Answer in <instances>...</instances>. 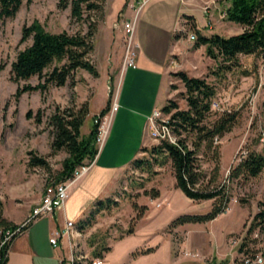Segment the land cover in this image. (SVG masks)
<instances>
[{"label":"rangeland","instance_id":"obj_1","mask_svg":"<svg viewBox=\"0 0 264 264\" xmlns=\"http://www.w3.org/2000/svg\"><path fill=\"white\" fill-rule=\"evenodd\" d=\"M188 1L196 25L203 30V34L218 33L228 37L244 31L242 25L226 19V0ZM57 4L58 0H23L16 16L7 18L0 25V198L4 202L1 214L11 222L31 213L68 157L66 151L52 149L55 136L53 116L88 104L89 115L82 126V135H88L108 100L111 110L118 95L119 85L117 80L114 82L115 75L108 83L105 76L113 64L112 57L117 55L120 58L116 72L122 75L124 71L123 65L119 68L124 55L122 22L126 9L129 13L132 11L127 0H105L103 13L94 17L95 21L90 20L97 24L92 37L95 49L90 59L103 72V77H95L80 68L64 86L50 85L45 92L28 91L17 95L19 85L39 82L37 76L19 83L12 79L13 61L32 42L31 39H22L25 27L39 22L45 30L53 33L66 30L71 34H85L89 30V21L72 18L70 7L60 9ZM187 22L188 18L184 16L181 28L185 27L186 31L179 32L180 38H183L181 54L178 58L174 56L170 63L172 99L178 102L179 108H187V101L182 95L185 86L173 75L185 70L192 76L205 78L216 87L214 99L219 101L221 109H212L211 120L225 110L238 112L233 129L218 141L221 181L231 186L232 201L229 208L212 221L173 227L172 221L180 215L207 213L211 201H193L177 188L170 161L156 164L154 170L158 171L157 174L130 166L117 190L110 195L116 204L96 214L93 224L84 229L78 227V222L89 219L96 202L90 206L87 204L81 216L73 221L74 230L81 234L72 237V242L76 244L75 252L88 260L97 257L96 253L102 252L103 247H110L109 251L102 252L107 264H199L208 261L235 264L236 259L244 258L247 251L260 253L264 258V229L257 228L247 234L258 211V203L264 200V170L248 181L230 183L228 180L230 168L247 150L264 153V57L241 55L238 66L222 72L218 69L219 62L207 55L205 46L194 48L196 34ZM148 129L147 125L149 134ZM156 144L158 142L153 139L151 146ZM189 145L192 146L190 139ZM143 154L150 156L142 152L141 157ZM33 156L45 158L49 165L30 166ZM201 158L202 168L210 172L215 164L213 152L201 155ZM79 180L70 186L69 195L78 189L76 182ZM153 188L159 189V197H151ZM145 190L149 193H144ZM105 196L103 194L100 198ZM134 202L148 206L144 215L136 221ZM132 223L134 232L129 233ZM243 243L245 246L241 251ZM63 248L69 257L65 259V264H68L72 252L67 240L63 241ZM149 249L151 251L147 252ZM43 261L53 264L48 258Z\"/></svg>","mask_w":264,"mask_h":264},{"label":"trees","instance_id":"obj_2","mask_svg":"<svg viewBox=\"0 0 264 264\" xmlns=\"http://www.w3.org/2000/svg\"><path fill=\"white\" fill-rule=\"evenodd\" d=\"M226 19L242 25L244 31L228 37L218 33L203 34L196 25L195 17L185 15L196 34L194 48L206 47L209 57L219 62L218 69L224 72L240 64L241 55H255L264 57V0H226ZM128 2V0H127ZM23 4V0H0V25L7 18L16 16ZM105 0H58V8H71V17L76 20H87L90 23L87 33L71 34L64 30L53 33L45 30L39 22L23 29V41L31 39V44L21 50L12 63V79L19 83L21 80H29L37 76L39 82L35 85L27 84L18 86L17 95L28 91L48 90L50 85L64 86L77 69H85L93 76L98 77L100 72L91 61L90 55L95 49L92 37L97 30L96 22L90 20L103 13ZM181 33L176 35L180 38ZM185 86L182 95L187 101V108H179L175 99L168 100L162 110L170 115L169 125L174 132L176 143L162 140L151 147H142V152L150 156H139L132 161L131 168L148 171L157 174L154 166L171 162L175 185L189 199L193 201H211L210 209L204 214H183L175 218L171 226L186 223H203L214 220L225 212L232 201L231 186L221 181V164L219 152V138L231 131L238 119L237 111L225 110L211 120V103L217 94L216 87L205 78L190 75L185 70L173 73ZM110 109V99L99 115L104 116ZM89 115L88 104H83L79 109H66L62 114L53 116L55 136L52 143L54 151L64 150L68 157L63 161L62 169L57 173L55 182L66 181L71 177L75 169L91 163L98 154L97 145L98 125L94 123L88 135H82V126ZM189 139L192 146L189 145ZM213 152L215 164L210 172L202 168L201 155ZM161 157V159H160ZM30 166L47 167L49 164L45 158L33 156L29 161ZM264 170V153L255 149H249L240 157L238 163L230 168L228 180L248 181L258 177ZM144 193H149L145 190ZM151 197L160 196L159 189L153 188ZM116 201L111 197L99 199L89 215V219L80 220L78 227L84 229L93 224V218L104 209H109ZM4 202L0 198V230L17 228L20 225L8 221L1 214ZM137 211L136 219L141 218L147 211V205L133 203ZM32 224L23 227L26 231ZM257 228L264 229V200L258 203V211L254 215L247 234L253 233ZM129 233L134 232V224L129 227ZM16 234L11 240L0 248V264H7L9 252L14 240L20 236ZM245 244L241 246L243 250ZM103 251H109L110 247H103ZM102 251V252H103ZM151 251L150 249L147 252ZM101 251L96 255L103 257ZM248 253L241 260L236 259L235 264H259L254 261L246 262L248 256L254 258L258 253ZM199 264H215L203 262ZM221 264H230L222 262ZM264 264V262L262 263Z\"/></svg>","mask_w":264,"mask_h":264},{"label":"crops","instance_id":"obj_3","mask_svg":"<svg viewBox=\"0 0 264 264\" xmlns=\"http://www.w3.org/2000/svg\"><path fill=\"white\" fill-rule=\"evenodd\" d=\"M135 1L128 0L127 5ZM188 2L149 0L145 4L137 26V67L127 68L119 75V71L116 72L115 69L118 68L120 58L115 55L112 57L113 64L105 75L107 83L112 82L115 75L114 82L117 80L119 85L120 108L113 116L104 146L91 162L88 173L76 182L79 187L69 195L65 207L51 217L35 221L21 234V238L14 240L7 264H46L42 263L44 258L50 259L53 264H65V259L69 257L63 248V241L67 240L70 249L69 240L62 237L58 245L54 246L50 243L53 233L56 230L63 232L66 221H75L80 217L87 204L90 206L103 194L106 196L100 199L110 197L117 190L132 161L141 156V148L151 146L153 139L147 131V115L156 108H162L174 96L170 87V63L182 51L183 38H176L181 30L182 18L194 15ZM128 11L127 8L125 16L132 13ZM120 61L119 68L122 67V60ZM99 72L103 77V72ZM25 217L14 222L20 224Z\"/></svg>","mask_w":264,"mask_h":264},{"label":"built area","instance_id":"obj_4","mask_svg":"<svg viewBox=\"0 0 264 264\" xmlns=\"http://www.w3.org/2000/svg\"><path fill=\"white\" fill-rule=\"evenodd\" d=\"M149 0H136L129 4V8L132 13L125 16L122 22V31L124 35V55H123V70L127 68L137 67V58L139 54V46L136 40L138 21L141 12L145 4ZM185 32V27L181 28L180 32ZM174 65H177L174 63ZM212 109L220 110L221 104L218 100L213 99L211 103ZM120 108L118 101V95H116L113 104L111 106L110 112L104 116L97 115L95 118V123L98 125V136L97 143L99 149H101L109 135L110 124L113 119L114 114ZM170 115L166 114L162 108H156L151 114L147 115V125L150 137L157 141L158 143L162 140H169L170 142L176 143V136L169 125ZM91 163L82 164L75 169L70 178L62 182H51L46 188L44 195L40 202L33 208L28 217L20 223L19 227L6 228L0 230V248L9 240H11L16 234L23 233V227L34 223L35 221L53 216L57 211L62 210L65 207L66 201L69 198V188L70 186L81 178L87 171L90 170ZM74 222L72 220H67L63 232L56 230L53 236L50 238V243L54 246L58 245V241L62 237H67L70 244L71 257L68 264H107L104 257L97 256L88 260L84 255L75 252L74 244L72 242V237L80 236V232L74 230ZM193 255V253H191ZM196 255V254H194ZM246 262L254 261L256 263L262 264L264 262L263 255L258 253L254 258L246 257Z\"/></svg>","mask_w":264,"mask_h":264}]
</instances>
